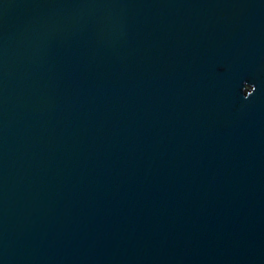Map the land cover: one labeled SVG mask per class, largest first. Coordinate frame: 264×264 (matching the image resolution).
Here are the masks:
<instances>
[{
	"label": "water",
	"instance_id": "1",
	"mask_svg": "<svg viewBox=\"0 0 264 264\" xmlns=\"http://www.w3.org/2000/svg\"><path fill=\"white\" fill-rule=\"evenodd\" d=\"M0 264H264V0H0Z\"/></svg>",
	"mask_w": 264,
	"mask_h": 264
}]
</instances>
